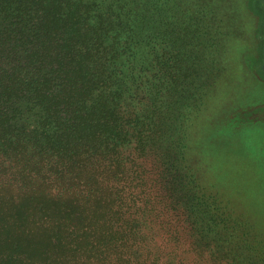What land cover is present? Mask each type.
Returning <instances> with one entry per match:
<instances>
[{
  "label": "rangeland",
  "instance_id": "obj_1",
  "mask_svg": "<svg viewBox=\"0 0 264 264\" xmlns=\"http://www.w3.org/2000/svg\"><path fill=\"white\" fill-rule=\"evenodd\" d=\"M219 1L127 0L126 54L111 60L107 50L93 53L96 61L108 56L109 71L90 73L104 80L89 99L118 98L110 106L129 130L125 143L134 141L131 125L150 120L160 130V144L150 142L145 153H117L128 164L106 185L107 195L126 218L155 222L148 233L158 238L175 230L166 245L194 264H264L263 35L252 17L220 11ZM188 187L206 191L205 205L218 207L207 212L212 221L236 223L234 238L231 225L219 229L228 259L212 261L214 247L193 244L178 208L179 191ZM42 226L31 219L21 225L0 210V264H59Z\"/></svg>",
  "mask_w": 264,
  "mask_h": 264
},
{
  "label": "trees",
  "instance_id": "obj_2",
  "mask_svg": "<svg viewBox=\"0 0 264 264\" xmlns=\"http://www.w3.org/2000/svg\"><path fill=\"white\" fill-rule=\"evenodd\" d=\"M126 1L0 0V210H10L21 225L41 222L59 264H194L167 246L175 230L165 232L168 239L148 233L155 222L126 218L107 195L106 185L128 164L117 153H145L150 142L161 141L159 128L146 120L129 126L134 141L125 143L129 130L110 106L118 98L98 93L89 99L104 80L94 82L90 73L109 71L108 56L96 61L93 53L107 50L111 60L126 54ZM234 1H219L220 11L252 17L264 45V0H242L238 7ZM179 194L193 244L214 247L212 261L228 259L219 229L231 225L234 238L236 223L210 219L208 211L220 210L205 205L206 191L188 187Z\"/></svg>",
  "mask_w": 264,
  "mask_h": 264
}]
</instances>
